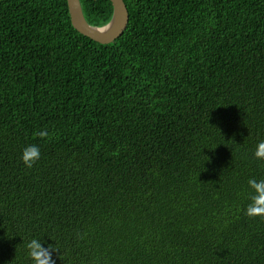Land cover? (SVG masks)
<instances>
[{
	"label": "trees",
	"instance_id": "16d2710c",
	"mask_svg": "<svg viewBox=\"0 0 264 264\" xmlns=\"http://www.w3.org/2000/svg\"><path fill=\"white\" fill-rule=\"evenodd\" d=\"M123 1H0V264H264V0Z\"/></svg>",
	"mask_w": 264,
	"mask_h": 264
},
{
	"label": "clouds",
	"instance_id": "9594fccd",
	"mask_svg": "<svg viewBox=\"0 0 264 264\" xmlns=\"http://www.w3.org/2000/svg\"><path fill=\"white\" fill-rule=\"evenodd\" d=\"M110 28L109 23H105L98 28V31L104 32ZM40 138H45L49 135L48 131L42 130L36 133ZM41 157L40 149L36 145H30L26 147L22 153V161L27 168H32ZM254 157L257 160L264 161V140H261L257 144V148L254 152ZM248 184L253 190L251 196V203L248 205L245 215L249 218L261 217L264 218V179L257 181L256 179H249ZM29 250L28 254L33 260L34 264H55L52 253L58 251V249L49 245L45 248L41 241L32 239L26 245Z\"/></svg>",
	"mask_w": 264,
	"mask_h": 264
},
{
	"label": "water",
	"instance_id": "95a60500",
	"mask_svg": "<svg viewBox=\"0 0 264 264\" xmlns=\"http://www.w3.org/2000/svg\"><path fill=\"white\" fill-rule=\"evenodd\" d=\"M1 1V0H0ZM112 5V17L108 22L110 28L104 32L99 27L89 25L83 17L79 0H66L71 24L82 36L101 45L116 41L126 30L129 14L123 0H109Z\"/></svg>",
	"mask_w": 264,
	"mask_h": 264
}]
</instances>
